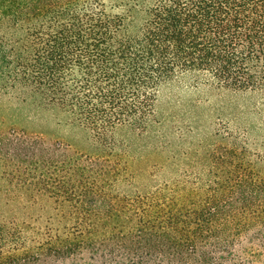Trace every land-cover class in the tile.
<instances>
[{"label": "trees", "instance_id": "trees-1", "mask_svg": "<svg viewBox=\"0 0 264 264\" xmlns=\"http://www.w3.org/2000/svg\"><path fill=\"white\" fill-rule=\"evenodd\" d=\"M185 72L264 93V0H0V93L58 109L91 147L85 164L68 144L51 159L44 139L0 129L11 190L68 201L29 236L0 183V264H264V176L235 147L208 152L206 188L114 191V131L144 132L159 86Z\"/></svg>", "mask_w": 264, "mask_h": 264}, {"label": "rangeland", "instance_id": "rangeland-1", "mask_svg": "<svg viewBox=\"0 0 264 264\" xmlns=\"http://www.w3.org/2000/svg\"><path fill=\"white\" fill-rule=\"evenodd\" d=\"M66 119L58 109L43 107L28 98L0 93V129L23 130L28 135L44 139L42 142H45L51 159L62 158L60 154L68 144L70 147L64 149L65 152L77 151V157L85 164L91 149L87 132L67 123ZM113 137L119 144L116 150L120 154L118 166L124 169L114 183V191L120 194H144L176 180L180 184L193 182L202 189L206 188L212 181L209 174L212 165L207 154L217 149L230 152L235 147L240 159L249 162L255 172L264 176V93L217 87L202 73L185 72L159 86L155 115L144 132L123 126L114 131ZM58 144L61 149L56 151L54 148ZM91 156L97 161L106 158L96 154ZM112 160L117 161L116 157ZM49 172L55 176L54 182L60 183V172L53 166H49ZM86 176L84 170V180ZM16 180L19 179L13 180L12 184ZM0 183L4 188H10L12 194L10 214L18 220L33 222L29 236H37V228L47 231L44 226L48 216L63 218L67 215L62 211L68 203L61 200L64 193L37 196L33 204L30 196L11 190L13 187L8 178H0ZM5 199V195L3 198L0 194V206ZM26 206L28 210L25 211ZM65 264L80 263L70 261Z\"/></svg>", "mask_w": 264, "mask_h": 264}]
</instances>
